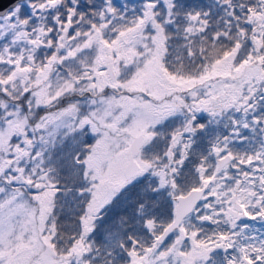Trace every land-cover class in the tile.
I'll return each mask as SVG.
<instances>
[{
    "label": "snow or ice",
    "instance_id": "snow-or-ice-1",
    "mask_svg": "<svg viewBox=\"0 0 264 264\" xmlns=\"http://www.w3.org/2000/svg\"><path fill=\"white\" fill-rule=\"evenodd\" d=\"M0 264H264V0H0Z\"/></svg>",
    "mask_w": 264,
    "mask_h": 264
},
{
    "label": "rangeland",
    "instance_id": "rangeland-1",
    "mask_svg": "<svg viewBox=\"0 0 264 264\" xmlns=\"http://www.w3.org/2000/svg\"><path fill=\"white\" fill-rule=\"evenodd\" d=\"M138 2V1H137ZM259 226V225H258Z\"/></svg>",
    "mask_w": 264,
    "mask_h": 264
},
{
    "label": "trees",
    "instance_id": "trees-1",
    "mask_svg": "<svg viewBox=\"0 0 264 264\" xmlns=\"http://www.w3.org/2000/svg\"><path fill=\"white\" fill-rule=\"evenodd\" d=\"M138 1V0H137Z\"/></svg>",
    "mask_w": 264,
    "mask_h": 264
}]
</instances>
